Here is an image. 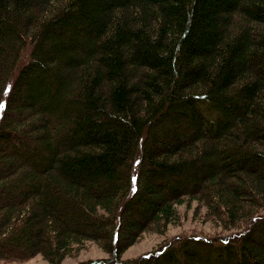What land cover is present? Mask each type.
<instances>
[{
	"label": "trees",
	"instance_id": "1",
	"mask_svg": "<svg viewBox=\"0 0 264 264\" xmlns=\"http://www.w3.org/2000/svg\"><path fill=\"white\" fill-rule=\"evenodd\" d=\"M193 203L223 232L122 258ZM90 241L264 264V0H0V259Z\"/></svg>",
	"mask_w": 264,
	"mask_h": 264
},
{
	"label": "rangeland",
	"instance_id": "2",
	"mask_svg": "<svg viewBox=\"0 0 264 264\" xmlns=\"http://www.w3.org/2000/svg\"><path fill=\"white\" fill-rule=\"evenodd\" d=\"M29 48L25 50L22 55V63L28 59ZM196 203H193L191 208H187L186 205H181L178 210L181 211V220L179 223L169 225L167 231L161 232H146L142 235L136 243L128 247L122 255L124 260L137 258L153 249H158L160 244L164 241H168L173 237L187 236L192 234L212 235L221 231L214 221L209 220L205 216V210L194 213V207ZM19 252V251H18ZM14 251L13 253H17ZM110 253L106 250V246L94 241L86 243V245L79 250L75 255L67 256L60 264H78L81 261L86 260H98L107 258ZM0 264H52L49 260L43 257L42 254H37L33 257L25 260L15 259H0Z\"/></svg>",
	"mask_w": 264,
	"mask_h": 264
}]
</instances>
